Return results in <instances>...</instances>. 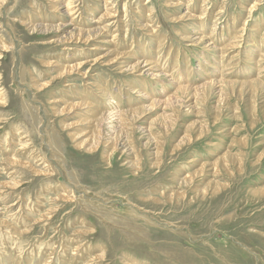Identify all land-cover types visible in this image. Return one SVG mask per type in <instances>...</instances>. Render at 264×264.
Here are the masks:
<instances>
[{
    "label": "rangeland",
    "instance_id": "1",
    "mask_svg": "<svg viewBox=\"0 0 264 264\" xmlns=\"http://www.w3.org/2000/svg\"><path fill=\"white\" fill-rule=\"evenodd\" d=\"M0 3V264H264V0Z\"/></svg>",
    "mask_w": 264,
    "mask_h": 264
},
{
    "label": "bare ground",
    "instance_id": "2",
    "mask_svg": "<svg viewBox=\"0 0 264 264\" xmlns=\"http://www.w3.org/2000/svg\"><path fill=\"white\" fill-rule=\"evenodd\" d=\"M170 2V1H169ZM0 5H1V3H0ZM49 5V4H48ZM52 7L54 8V10L55 9H57V5L56 4H54V5H52ZM108 8V7H107ZM59 10V9H58ZM108 12V13H107ZM107 12H105V13H103V15L100 17L101 18V20L102 19H108V18H112V14L110 13V11H109V9H108V11ZM100 15V14H99ZM181 20V19H180ZM234 20V19H233ZM99 20H97V21H95L94 23L96 24V22H98ZM58 23V22H57ZM35 24V23H34ZM70 24V23H69ZM69 24H66L65 26L67 27V26H69V27H71ZM231 24V23H230ZM56 26V25H55ZM40 28H48V27H50V25L48 26V25H45V26H39ZM73 27V26H72ZM32 28V27H31ZM34 28V27H33ZM201 29V28H200ZM257 29V28H256ZM29 30V29H28ZM74 30L76 31L77 30V33L78 34H75V36H74V38L73 37H70V38H66L65 40H61V43H63L62 45L63 46H66V49H67V44L68 45H71V44H73L74 43V41L76 40V41H82V40H84L83 42H85V44L86 43H89V42H91L92 40H95V38L98 36V35H100V30H99V28L98 27H94V28H92V29H90V30H84V29H77V28H74ZM260 30V29H259ZM259 30H257V31H259ZM30 31H31V29H30ZM43 31H44V29H43ZM46 32V31H45ZM102 32H104V31H102ZM215 33V32H214ZM259 33H260V31H259ZM261 36V35H260ZM65 37V36H64ZM104 37V36H103ZM256 37V36H255ZM254 37V38H255ZM73 38V39H72ZM3 39V38H2ZM72 39V40H71ZM54 40V39H53ZM98 40H99V38H98ZM203 40H204V38L201 36L200 38H199V40H196V41H200L199 43H201V42H203ZM255 40V39H254ZM253 40V41H254ZM258 40V39H257ZM59 41V40H58ZM250 41V40H249ZM55 43H57V41H54ZM205 42V41H204ZM103 43H105V44H109V42H103ZM129 43V42H128ZM100 44V43H99ZM213 44V43H212ZM252 44H254V43H252ZM166 45V44H165ZM210 46V45H209ZM250 46H252V45H250ZM93 47L96 49V50H100V51H106V49H102L101 47H99V45H93ZM251 48V47H250ZM219 50H221L220 48H218ZM227 49V48H226ZM246 49V48H245ZM251 50V49H250ZM249 50V51H250ZM223 51V50H222ZM224 51H226V50H224ZM248 51V52H249ZM184 52V51H183ZM222 53H224L225 54V52H222ZM227 54V53H226ZM230 54V53H229ZM110 55H113L114 57L113 58H109L108 56H110ZM223 55V54H222ZM263 55V54H262ZM98 56V55H97ZM100 56V55H99ZM142 56V55H141ZM258 56H261L260 54H258ZM108 57V58H107ZM127 57H129V56H127V55H125V54H123V53H113V51H108L107 53H105V54H102L99 58H97L96 60H95V62H98V61H102V63H104L105 65H110V66H116V65H119V67L117 68L118 70H121L122 72H123V70L126 68L125 67V65H127V64H125V63H127V61H125V62H123L122 61V59H124V58H127ZM148 57V56H147ZM219 57V56H218ZM223 57H225L224 55L222 56V58ZM1 58V57H0ZM143 58V57H142ZM220 58H221V56H220ZM227 58V57H226ZM225 58V59H226ZM230 58V57H229ZM229 58H228V60H229ZM140 60H141V58H140ZM146 60V59H145ZM152 60V59H151ZM150 60V61H151ZM158 60V59H157ZM218 60V59H217ZM232 60V58L229 60V61H231ZM150 61L149 62H141V61H137V62H135L132 66H131V69L130 70H132L133 72H137L138 74H139V76L141 77H148V76H154V77H156V78H162V76H163V74H159V73H157V70H158V68L156 69L155 68V65L153 66L152 65V63H150ZM224 61V60H223ZM180 62V61H179ZM217 62V61H216ZM86 63V62H85ZM172 63V62H171ZM206 63V62H205ZM208 63V62H207ZM220 63H222L221 61H220ZM226 63H228L227 62V60H226V62H224V64H226ZM230 63V62H229ZM232 63V62H231ZM153 64H154V62H153ZM44 65L45 66H55V67H57V68H59V71H62L60 74H59V78L60 77H64V75H67V72H69V74H71V72H73V71H76V70H79L80 68H81V66H83L84 65V62H81V63H76V64H70V65H67V66H64V65H61V64H59V63H53L52 61H50V62H47V63H44ZM120 65H122V66H120ZM229 65V64H228ZM232 65V64H231ZM230 65V66H231ZM156 66H157V64H156ZM189 67V66H188ZM223 67H224V65H223ZM128 68V67H127ZM180 69V68H179ZM214 69V68H213ZM219 69V68H218ZM126 70H128V69H126ZM225 70V69H224ZM160 71V70H159ZM121 72V73H122ZM187 72V71H186ZM230 72V71H229ZM246 72V71H245ZM204 73V72H203ZM220 76V75H219ZM171 77V76H170ZM223 79V78H222ZM217 80V79H216ZM229 82L230 81H224V80H218V81H211V82H208V83H205V84H202V85H200V86H197V87H189V86H183V84L180 86H178V87H176V88H174V93L172 94V95H169L168 94V96L166 97V99L164 100V99H161L162 100V102L163 101H165L168 105H169V103H171L172 101H173V99L174 98H177V97H179V96H181V95H183V94H185L186 92L187 93H189V91L190 90H192V89H195L196 91H197V93H204L210 86H212V84H217V85H219L220 87H223L224 85H230L229 84ZM232 82V81H231ZM245 83V82H244ZM252 83H254V84H256V81L254 80V81H251V84ZM34 84V83H33ZM47 84V83H46ZM176 84V83H175ZM178 84V83H177ZM262 84V83H261ZM39 85H41V84H39ZM186 85V84H185ZM245 85V84H244ZM37 86V85H36ZM141 86V85H140ZM41 90V89H40ZM84 90V89H83ZM90 90V89H89ZM33 91V90H32ZM38 91V90H37ZM92 92V91H91ZM95 92V91H94ZM74 93V92H73ZM258 93V92H257ZM120 94V93H119ZM143 95H145L144 93L141 95V94H139L138 96L139 97H143ZM201 95V94H200ZM107 96V95H106ZM124 96V95H123ZM144 98V97H143ZM161 100H158V102H161ZM182 100V99H181ZM183 101V100H182ZM1 102V101H0ZM157 101L156 100H152V103H151V105H152V107H154L156 104ZM6 103V102H5ZM55 103V102H54ZM69 105V104H68ZM67 104L65 105V106H68ZM148 105V104H147ZM150 105V104H149ZM111 106V105H110ZM144 106V105H143ZM149 107V106H148ZM66 108L67 107H65V108H63V110L61 111V112H63V111H65L66 110ZM71 108L74 110V109H80V110H82V112H84L85 114H87V115H89V114H91V113H93V115L95 114V115H97V113L98 112H94V111H97L95 108H94V106H93V104L92 103H89V102H87V101H84V102H81V103H79V104H74V105H72L71 106ZM118 108V107H117ZM164 109H166V108H164ZM111 110V109H110ZM112 110H113V107H112ZM119 110V109H118ZM135 108L134 109H129V110H125V111H120L118 114H116L117 115V119H118V121H122L123 120V118L127 115V114H129V112H132V111H134L135 112ZM79 111V110H78ZM137 111V110H136ZM113 112V111H112ZM116 112V111H115ZM76 113V112H75ZM78 113V112H77ZM106 115H107V113H104V114H102V115H100V116H98L99 118H98V120L96 119L95 121H98L97 122V129H96V131H95V133H94V136L92 137V135H93V131L92 132H88L87 133V138L85 137V140H82L81 142H79L78 144H80V146L81 147H83L84 146V148H86L87 150H92L93 148H95V147H97V145L99 144V140H100V138H101V135H100V126H99V124H101L102 122V120H104L105 118H106ZM115 114L113 115V116H116ZM112 117V116H111ZM115 118V117H114ZM113 118V119H114ZM94 121V122H95ZM109 121V120H108ZM93 122V123H94ZM100 122V123H99ZM125 122V120L122 122V123H124ZM86 125V124H85ZM108 125H109V123H108ZM87 126V125H86ZM99 126V127H98ZM119 126V125H118ZM125 126H126V124H125ZM117 127V126H116ZM84 135H86V134H84ZM94 137H95V141H93V139H94ZM104 138V137H103ZM102 140V139H101ZM100 140V141H101ZM107 140V139H106ZM88 142H92V143H90V144H86V143H88ZM95 144V145H94ZM99 146V145H98ZM94 150V149H93ZM92 150V151H93ZM263 158V157H262ZM225 159V158H224ZM260 190V189H259ZM70 192H71V190H70ZM70 194V193H69ZM63 198H69V196H62ZM72 197V196H71ZM79 221V220H78ZM72 245V244H71ZM77 245V244H76ZM78 247H79V245H78ZM76 248V247H75ZM81 250V249H80ZM74 251V250H73ZM79 251V250H78ZM77 251V252H78ZM53 255V254H52ZM72 255H76L75 253L74 254H72ZM19 258V257H18ZM47 258H48V256H47ZM46 258V259H47ZM46 259L44 260V261H46ZM52 260V259H51ZM100 260V259H99ZM135 261V260H134ZM137 261V260H136ZM86 262H88V261H86ZM138 262V261H137ZM48 263H50V262H48ZM52 263V262H51ZM131 263H132V261H131ZM135 263V262H134ZM134 263H132V264H134ZM44 264H47V263H45L44 262ZM88 264V263H87ZM130 264V263H129ZM137 264V263H136Z\"/></svg>",
    "mask_w": 264,
    "mask_h": 264
}]
</instances>
